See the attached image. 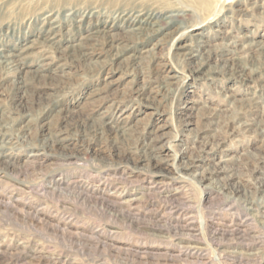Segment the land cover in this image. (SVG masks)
I'll use <instances>...</instances> for the list:
<instances>
[{"label":"rangeland","instance_id":"obj_1","mask_svg":"<svg viewBox=\"0 0 264 264\" xmlns=\"http://www.w3.org/2000/svg\"><path fill=\"white\" fill-rule=\"evenodd\" d=\"M0 152V264H264V0H0Z\"/></svg>","mask_w":264,"mask_h":264},{"label":"bare ground","instance_id":"obj_2","mask_svg":"<svg viewBox=\"0 0 264 264\" xmlns=\"http://www.w3.org/2000/svg\"><path fill=\"white\" fill-rule=\"evenodd\" d=\"M154 21V20H153ZM134 26V25H133ZM3 56V55H2ZM8 56H10V55H4V57H8ZM3 57V58H4ZM110 128V127H109ZM118 128V127H117ZM109 130V129H108ZM123 130V129H122ZM111 132V131H110ZM119 132V131H118ZM118 154H120V153H118ZM0 155L1 156H5V153L4 152H0ZM125 156V155H124ZM126 157V156H125ZM129 160V159H128ZM1 162V161H0ZM2 162H3V164H5L7 161H5V160H2ZM108 163V162H107ZM251 200V199H250ZM247 204V203H246ZM250 206V205H249Z\"/></svg>","mask_w":264,"mask_h":264}]
</instances>
